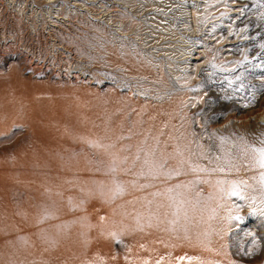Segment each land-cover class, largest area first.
<instances>
[{
  "label": "rangeland",
  "instance_id": "374dc122",
  "mask_svg": "<svg viewBox=\"0 0 264 264\" xmlns=\"http://www.w3.org/2000/svg\"><path fill=\"white\" fill-rule=\"evenodd\" d=\"M8 93L22 102L3 118L0 148L33 136L52 143L58 183L82 216L103 223L120 264H264V201H233L227 244L217 252L203 242L192 261L168 228L179 220L169 204L133 205L125 184L150 156L161 159L153 134L168 120L203 160L222 143L261 153L264 0H0ZM98 173L122 185L92 187Z\"/></svg>",
  "mask_w": 264,
  "mask_h": 264
},
{
  "label": "bare ground",
  "instance_id": "6f19581e",
  "mask_svg": "<svg viewBox=\"0 0 264 264\" xmlns=\"http://www.w3.org/2000/svg\"><path fill=\"white\" fill-rule=\"evenodd\" d=\"M10 95H0V130L5 126L3 118L14 114L15 105L22 102L18 95ZM42 114L36 115L39 122L45 117ZM168 121L161 134H153L163 142L159 143H165V150L163 146L159 150L163 152L161 159L150 156L152 161L139 172L131 168L135 166L132 163L129 169L134 173L125 184L133 205L169 204L167 213L179 216V220L168 228L175 230L172 237L182 243L187 258L193 261L203 242L217 252L227 244L226 231L238 221L240 212L233 201L244 202L240 209L264 201L262 155L238 142L234 144L237 147L222 143L218 152L209 153L208 160H203L194 145L180 141L175 126ZM39 122L33 121L34 129ZM170 143L174 144L172 150ZM53 151L52 143L40 144L34 136L0 148V264H120L121 254L108 247L103 223L82 216L79 207L71 206V188L58 183L55 172L59 166L52 158ZM89 170L85 174L94 173ZM101 174L96 176L99 179L90 174L92 187L100 188L103 181L117 188L122 185L117 178H101ZM233 191L238 194L231 195ZM118 198L113 197L115 201ZM160 213L165 214L166 209Z\"/></svg>",
  "mask_w": 264,
  "mask_h": 264
},
{
  "label": "snow or ice",
  "instance_id": "6c2138e0",
  "mask_svg": "<svg viewBox=\"0 0 264 264\" xmlns=\"http://www.w3.org/2000/svg\"><path fill=\"white\" fill-rule=\"evenodd\" d=\"M261 154H262V161H261V166L264 167V149L261 150ZM238 193L233 191L231 193V195H237ZM237 219H239V217H237Z\"/></svg>",
  "mask_w": 264,
  "mask_h": 264
}]
</instances>
